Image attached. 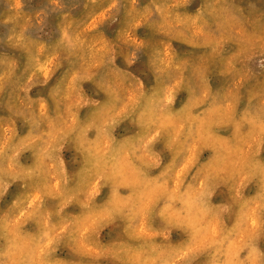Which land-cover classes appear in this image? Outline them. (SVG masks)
Segmentation results:
<instances>
[{
	"label": "rangeland",
	"instance_id": "374dc122",
	"mask_svg": "<svg viewBox=\"0 0 264 264\" xmlns=\"http://www.w3.org/2000/svg\"><path fill=\"white\" fill-rule=\"evenodd\" d=\"M261 1L212 0L203 47L236 50L264 100ZM185 4L0 0V264H264V111L181 104L120 69L137 54L114 30L158 16L180 37Z\"/></svg>",
	"mask_w": 264,
	"mask_h": 264
},
{
	"label": "crops",
	"instance_id": "0c3cea01",
	"mask_svg": "<svg viewBox=\"0 0 264 264\" xmlns=\"http://www.w3.org/2000/svg\"><path fill=\"white\" fill-rule=\"evenodd\" d=\"M187 4L181 10L185 17V25L179 31L180 37L174 33L161 35V22L157 16L149 24H143L137 28L133 23H125L120 30H114L113 35L123 40L128 37L132 47L127 44L118 45L120 50H129L131 54H137L134 68L122 65V71L147 70L151 80L164 82L166 87L171 86L175 90L177 99L183 96L182 103L195 107L206 106L210 111L248 113L257 116L264 111V100L255 96L247 83L241 78L239 63L231 59L236 50H224V58L219 57V51L204 48L205 41L212 42L215 34L220 32L221 15L225 9H218L212 0H185ZM256 6H261V0H249ZM236 11V6H233ZM165 28V30H167ZM133 32L132 37L126 33ZM156 50L160 56L155 57ZM234 51V52H233ZM164 52V53H163ZM167 56L164 60V55ZM227 55V56H225ZM156 59H159L158 61ZM131 64V65H132ZM257 71L264 69V62L256 61ZM135 81H145L146 76L137 75L132 71ZM150 84V86H156ZM119 85V84H118ZM261 85L259 82L258 87ZM120 86V85H119ZM122 89V88H121ZM194 109V108H193ZM245 109V110H244ZM195 110V109H194Z\"/></svg>",
	"mask_w": 264,
	"mask_h": 264
},
{
	"label": "bare ground",
	"instance_id": "6f19581e",
	"mask_svg": "<svg viewBox=\"0 0 264 264\" xmlns=\"http://www.w3.org/2000/svg\"><path fill=\"white\" fill-rule=\"evenodd\" d=\"M164 53V52H163Z\"/></svg>",
	"mask_w": 264,
	"mask_h": 264
}]
</instances>
